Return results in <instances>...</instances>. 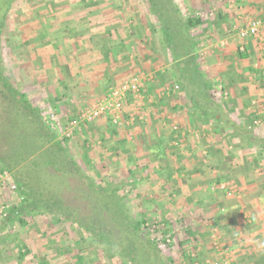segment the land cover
I'll return each instance as SVG.
<instances>
[{
	"label": "rangeland",
	"instance_id": "1",
	"mask_svg": "<svg viewBox=\"0 0 264 264\" xmlns=\"http://www.w3.org/2000/svg\"><path fill=\"white\" fill-rule=\"evenodd\" d=\"M172 1L184 18L193 14L209 23L208 27L205 24L198 29V31L203 30L204 32L200 39L198 54L201 52L202 46L203 48L210 44L214 46L218 40L232 37L233 31L236 33L232 27L240 26L244 17L249 16L245 0ZM89 2L96 4L88 5ZM239 7H242L241 11ZM4 11L5 19L0 33V65L5 75L15 83L20 92L33 103L46 108L47 113L53 114V120L50 122L56 131L59 129L57 133L61 135H63L62 128L65 127L69 119H72L71 117H76L79 111L104 97L110 89L127 80L134 73L144 72L152 79L141 90V97L129 96L124 103L120 125H116V136L108 135L109 120L101 118L91 124L78 126L68 137L70 154L79 167L85 169L83 175L96 183L109 181L111 189H116L112 196L115 197L117 192V195L123 197L126 207L134 219H145V227L138 234L124 232L123 229V232L115 230L118 236H116L117 238L112 237L117 251H123L122 248L127 244L131 245L133 248L132 260L129 261V256L120 254L113 259H108L104 245L98 241L85 240L86 242L80 243L77 248L76 242L80 239L79 233H74L73 228L68 226H55L50 217L39 215L32 219H26L27 225L24 227L15 223L10 227V230L8 228L0 230V264H40L42 260L48 264H74V254L78 252L84 255L85 264H211L217 261L219 258L213 252L211 234H220L223 238H234L230 230L227 231L222 227L227 222L226 218L230 216L229 210L225 207L228 204L223 203L224 200L221 199L222 203L216 206L218 208L206 205L209 199H215V195H209L208 191L203 190L204 187L199 191L200 194L195 195L191 192L192 196L189 197H186L184 193L172 190L176 185H184L185 182L191 184L195 180V176L191 177L190 175L187 178L169 176L182 173H185L184 176L187 175V172L177 173L178 163L182 160H178L177 155L181 152H183L182 156L188 153H185V146L177 149V147L168 145L169 138L172 141L174 137L173 135L171 137L172 126L169 129L168 126L163 128L164 130L162 129L164 134L161 137L165 136L167 141L159 149L156 146L159 141L157 132H152L151 124L154 112L149 109L153 107L150 101L155 102L158 99L157 95L162 88L178 85V90L172 101L176 100L177 104L184 108L183 113L186 114L190 112L191 106L185 98V94H181L179 84L169 77L171 72L170 57L161 43L158 25L154 16L149 13L145 1L0 0V23ZM224 12L226 15L224 22L217 23L213 20L214 16L217 17ZM226 31L229 33L226 34ZM133 35L137 36L139 40V42L135 40L139 45L134 49L132 44L131 46L126 45V48L122 49L117 43H113L120 40L133 41ZM101 44H111L116 47L115 52H118V56L125 55L126 59L122 60L126 64H131L128 61L131 56L135 55V59L139 62L135 61L134 73L128 68L120 70L119 78L121 79L119 82L109 80L108 86L102 84L98 90L92 88L93 90L87 93L88 86H92L93 70L89 66L88 71H79L81 70L79 67L84 69V66L77 64L86 63L84 61H87V58L91 63V58L86 57L91 50L87 52L85 48H92L94 45L97 47ZM212 49L204 50L199 55L200 71L210 84H212L211 75L216 74L228 90L221 74L223 71V67L220 65L221 57L217 54V50ZM76 51L77 54H74ZM148 53H152V56L159 55V62H156L155 67L142 65V62L145 61H141V57ZM215 55H217L216 59ZM209 58L213 59L209 61L207 60ZM226 61L228 60L226 59ZM213 62L215 64H212ZM226 68L228 69V66ZM215 71L216 73H214ZM96 72L98 73V71ZM78 76L79 79L80 76L82 78L77 82L79 84H75ZM87 76L89 81L84 78ZM83 78L85 82L82 80ZM216 85L218 86L219 83ZM93 93H99V95L94 98ZM167 105L169 115H165L169 117V120L166 123L171 125L173 119L180 125L179 119L172 118L179 109L174 110L173 114L170 111L171 102H167ZM49 109L51 112H48ZM137 112H143L139 115H142V119L145 118L144 121L139 119L140 116L136 114ZM206 132L211 135L207 129ZM253 133L256 138L264 139V127L263 129H254ZM173 134L175 135V133ZM199 135L196 133L197 137ZM221 139L223 142L221 147L224 150L221 155H229L228 158L233 161H231L232 164L226 162L222 166V171H236L238 175H242L243 171L235 168L236 155L233 154L235 147L228 144L225 138ZM116 140L122 141L123 145L116 146ZM193 143L197 145L194 159L206 160L202 162L204 170L213 175L212 170L214 171L215 166L210 163L212 161L210 155L213 154L214 149L205 147L202 138H194ZM114 146L117 149L115 152L112 149V147L115 148ZM256 146L264 148V144ZM258 147L254 150L255 153L258 152ZM87 149L91 152L90 156L93 162L91 165H85L81 158V153ZM154 155L156 157H153ZM221 155L216 153L213 156ZM182 161L185 166L186 161ZM185 168L187 167L181 169ZM249 170L254 173L256 167L250 165ZM190 174L194 173L190 172ZM213 179V176L207 177V181L210 180L211 183H213ZM60 180L64 181L65 179ZM62 181L59 182L56 178L49 180L46 184L50 186L49 188L60 187L63 189V195L66 196V199L71 200L70 203L76 199L74 201L75 208L81 199H86V203L80 205L81 213L78 212L86 219L88 216L94 215L92 212L94 206L98 209L100 205L106 203L107 198L103 199L93 190H86V194L81 195L80 193L84 192L81 184ZM235 186L239 187V184ZM170 191H173L174 195ZM242 193L241 191L239 196H245ZM247 195L255 199L261 196L259 192L253 195L251 192ZM236 196L238 195L236 194ZM261 198L263 199L264 195ZM14 199L15 194L1 191L0 215L5 212L6 207L10 206ZM234 203L237 202L234 201ZM230 206L229 204L228 207ZM164 221L168 223L167 228L163 226ZM149 242L153 245L156 243V248ZM226 243H230V241H226ZM21 245L29 250V254L19 259L17 248ZM229 251H232L231 246ZM230 259L231 261H229ZM238 260L239 262L235 258L225 257V261L229 264H244L243 259L239 258Z\"/></svg>",
	"mask_w": 264,
	"mask_h": 264
},
{
	"label": "crops",
	"instance_id": "2",
	"mask_svg": "<svg viewBox=\"0 0 264 264\" xmlns=\"http://www.w3.org/2000/svg\"><path fill=\"white\" fill-rule=\"evenodd\" d=\"M245 3L247 11H249L247 13L249 16L247 15L246 17L251 16V18H257L264 21V0H245ZM241 8L242 7H239L240 11ZM213 20L217 23L224 22L226 20L225 12L222 13L220 17L214 16ZM206 26L208 27V25ZM237 27L239 26L234 25L232 28L236 30ZM225 33L227 34L229 31H226ZM132 37L134 38L133 41L127 42L120 40L113 43H117L122 49L126 48V45L131 46L132 44V48L134 49L137 47V45H139V43H137L139 40L135 35ZM135 40L137 42H135ZM238 44L239 41L237 40L236 33L233 31L232 37L220 39L214 46L210 44L204 48L202 46L201 49V52L204 50L209 51L212 48H214L212 50H217V54L219 57H221L220 65L223 67V71L221 72L223 75L222 78L225 80L224 82L228 87L227 90L216 74L211 75V83H215V85H213L214 99L212 101L213 103H211L209 106L210 109H208V112L211 110L210 112L215 114L216 117L214 120L204 117L200 107H191L189 113H183L184 108L178 105L177 101L174 100L170 101V111H172L174 114V110L179 109L178 113H175L172 118L177 120L179 119L180 125H178L173 119L171 121V125L166 123V121L169 120V117H166L167 115H165L168 114L167 102H169V98L173 97L175 93H171L168 96L163 95L162 89L157 95L158 99L155 100V102L150 101L153 107L149 109H152L154 112V119L151 125L152 132H157L158 135L157 138L159 141L156 143L157 149L162 147L166 143L165 141H167L165 136L164 138L161 137L164 134L162 133L164 130L163 128H167L168 126L169 129L170 126H176V131L172 130L171 128V137L172 135L174 137L172 138V141L169 138L168 145L171 147H177V149L185 146V153H188L184 156H182L183 152L177 155L178 160L182 159L186 161L185 166L183 165L184 161L182 160L178 163L177 173L179 174V172H187V175L184 176L185 173H182L179 175L175 174L169 176L172 178L179 176L181 178H187L189 175L191 177L195 176V180H193L191 184L185 182L183 183L184 185L174 186L172 190L184 193L186 197H189L192 196L191 192L195 193V195L197 193L200 194L199 191H201V188L204 187L203 190L205 192L208 191L209 195H215V199L213 200L208 198L209 200L207 204L205 203L206 205L209 204L213 205L214 208H218L216 206H218V204L220 205L222 200H224L223 203L231 205L230 207H228V205L225 206L227 207V210H229L230 218H226L227 222H225L222 227L227 231L230 230L234 238H223L222 235H217L214 233L216 237V245L221 251L220 253H223L218 254L214 248V245H212L214 254L218 255L219 259L228 256L235 258V260L238 262V259L240 258L244 260L242 261L244 264H264V198H261L264 195V148H262V146H256L264 144V139L256 138L253 133L254 129H263L264 127V40H250L245 51L241 53L244 54V58H239L237 56L236 47ZM85 50L87 52L91 50L89 55L86 56L91 58V63L88 62L89 58H87V61H84L86 63L77 64L78 66H84V69L83 67H79L81 70H77L82 72L86 70L88 71L89 66L91 70H93V78L91 79L92 86H88L86 89L87 93L93 89L98 90L102 87V84L108 86V83L110 82L109 80H115V82H119L121 79L119 78V71L128 68L132 70V73H134L136 67L135 61L139 62L137 59H135V55L131 56L130 60L128 61L131 64H126L123 61L126 59L125 55L123 54L122 57L118 56V52H115L116 47L111 44H101L97 47L94 45L92 48H85ZM201 52H199V55H201ZM74 54H77V51L74 52ZM152 55V53L144 54L141 57V61H145L142 62V65L145 67H155L157 64L156 62H159V55ZM216 57L217 55H215V59ZM76 58L79 59L80 57ZM212 59L213 58H209L207 60L211 61ZM226 59L228 61H226ZM169 63V65H171L170 58ZM212 64H215V62ZM227 66L228 69L226 68ZM231 66H235V68ZM96 71H98V73ZM214 73H216V71ZM81 78L82 77L80 76V79ZM84 78L89 81L88 76ZM84 78L82 79L83 81ZM80 79L78 76V80L75 81V84H79L77 82H79ZM216 83H219V85L217 86ZM98 95L99 93H93L94 98ZM135 101L138 100L135 99ZM142 113L137 112L136 114L139 115ZM139 119L143 121L145 120V118L142 119V115ZM205 128L210 131L211 135L208 134L209 132H206ZM173 133H175V135ZM196 133L200 134L198 137L202 138V142L203 144L205 143V147H212V149H214L212 152L213 154L210 155L212 158L210 163H213L215 166L214 171L212 170L213 175H211V172H205L204 170V165L202 162L206 160H200V158L199 160L194 159V154L197 152V145L196 143H193V139H199L196 136ZM222 134H224V136H221ZM221 138H225L228 144H232L233 147H235L233 149L235 150L233 154L236 155L234 164H236V169H241L243 171L242 175H238L236 171H222V166L225 165L226 162L231 163L232 160L230 161L228 158L229 155H221V153L224 151L221 147V144H223ZM225 139L224 143L226 144ZM256 147H258L257 153L254 151ZM216 153L218 155L220 153L221 156H213ZM153 157H156V155ZM250 165L256 167L254 173L250 172ZM227 166L230 168L228 163ZM184 167L187 168L181 169ZM190 172H193L194 174H190ZM211 176H213L215 179V181L213 179V183H211L210 180L207 181V177ZM237 184H239V187L235 186ZM222 185L226 188L221 189ZM227 190L234 194L229 197L226 196L225 194ZM241 191L245 196H239ZM251 192L252 195L259 192L261 196L256 199L252 198V196L247 195ZM170 193L173 194L174 192L170 191ZM236 194L238 196H236ZM234 201L237 203H234ZM226 241H230V243H226ZM230 246L232 251H229ZM224 248L227 250L224 251ZM229 261H231V259Z\"/></svg>",
	"mask_w": 264,
	"mask_h": 264
},
{
	"label": "trees",
	"instance_id": "3",
	"mask_svg": "<svg viewBox=\"0 0 264 264\" xmlns=\"http://www.w3.org/2000/svg\"><path fill=\"white\" fill-rule=\"evenodd\" d=\"M144 1L149 13L155 18L162 44L169 54L170 79L179 84L181 94H185L191 107H200L204 117L214 120L215 114L211 110L208 112L214 99V87L200 71L198 64L200 39L204 34L203 30L198 29L209 23L193 14L184 18L172 0ZM2 18L0 33L5 11ZM237 56L244 58V54L238 51ZM169 99L172 101L173 97ZM45 109L20 92L0 65V171L9 174L16 188L15 199L5 210V216L0 215V230H10L15 223L24 227L27 225L26 219L47 215L53 225L68 226L73 228L74 233H79L77 248L85 240L98 241L104 245L108 259L120 254L129 256L128 260L131 261V245L127 244L122 248L123 251H117L112 237L117 238L115 232H123V229L124 232L138 234L145 227V219H134L123 197L118 196L117 192L115 197L112 196L116 189H111L109 181L96 183L83 175L85 169L80 168L70 154L68 137L57 133L59 129L55 130ZM108 123V135L116 136V125L111 121ZM115 144L122 146L123 142L116 140ZM116 146L112 147L114 152ZM90 155L89 149L81 153L85 165L93 164ZM56 178L59 182L64 178L65 183L72 181L81 184L84 191L81 195L86 194V190H93L103 199L107 198L106 203L98 209L94 206V215L86 219L80 214V205L85 204L86 199H81L75 208L76 199L70 203L71 200L64 197L63 189L47 186L49 180ZM167 225V221H164L163 226L167 228ZM153 246L156 248L157 244ZM17 254L22 259L29 254V250L21 245L17 248ZM84 260L80 252L74 254V264H85ZM40 264L48 263L42 260Z\"/></svg>",
	"mask_w": 264,
	"mask_h": 264
},
{
	"label": "built area",
	"instance_id": "4",
	"mask_svg": "<svg viewBox=\"0 0 264 264\" xmlns=\"http://www.w3.org/2000/svg\"><path fill=\"white\" fill-rule=\"evenodd\" d=\"M263 33H264V21L259 20L257 18L245 17L243 22L239 27L236 28V37L239 41L236 50L238 52H244L248 42L252 39H258L259 41H263ZM224 44V43H221ZM264 52V49H263ZM152 77L150 75L145 74L144 72H136L130 78L125 81H122L112 89L108 91V93L102 97L101 99L95 101L87 108L79 111L77 116L70 119L65 127H61L62 134L65 137H69L72 131L75 130L78 126L82 124H91L98 119L106 118L111 121L114 125H120L122 119V109L124 103L128 100V97L138 98L140 96L141 90L145 88V85L151 81ZM178 90V85L166 86L162 88L163 95H169L171 93H175ZM48 112H51L49 109ZM50 120H53V114L49 113ZM258 124V123H256ZM172 130L176 131L177 127L173 126ZM223 185L221 189H225ZM1 191H7V193L14 195L16 192L15 185L11 182L9 174L5 171H0V193ZM231 191H226V196H231ZM3 208V207H2ZM8 207H6L7 209ZM1 213V212H0ZM2 216H5V212L2 213ZM211 242L214 245L215 250L218 254L221 251L218 249L216 245V237L214 234H211ZM211 264H229L224 259H218L217 261L212 262Z\"/></svg>",
	"mask_w": 264,
	"mask_h": 264
}]
</instances>
